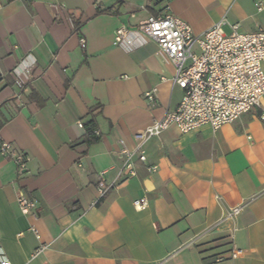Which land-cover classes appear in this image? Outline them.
I'll use <instances>...</instances> for the list:
<instances>
[{
	"label": "crops",
	"instance_id": "crops-1",
	"mask_svg": "<svg viewBox=\"0 0 264 264\" xmlns=\"http://www.w3.org/2000/svg\"><path fill=\"white\" fill-rule=\"evenodd\" d=\"M3 1L0 243L11 263L264 264L261 110L217 130L170 127L144 143L146 161L133 156L130 176L122 150L135 148L138 132L175 109L183 90L155 41L133 33L132 49L114 44L120 26L134 28L168 5L197 35L222 19L226 33L230 23L240 32L264 31L256 0ZM154 87L152 104L145 92ZM91 117L99 138L87 145ZM3 141L27 157L21 172L2 154ZM103 171L110 187L99 198ZM19 192L37 201L34 212H21ZM143 197L147 205L138 210L134 201ZM242 204L236 217L221 221ZM234 248L242 253L232 259Z\"/></svg>",
	"mask_w": 264,
	"mask_h": 264
},
{
	"label": "built area",
	"instance_id": "built-area-1",
	"mask_svg": "<svg viewBox=\"0 0 264 264\" xmlns=\"http://www.w3.org/2000/svg\"><path fill=\"white\" fill-rule=\"evenodd\" d=\"M255 5L258 10H264V2L261 0H256ZM3 7L4 1L0 0V10ZM228 23L222 19L197 35L187 21L170 12L168 5L163 13L140 21L134 28L122 25L116 30L114 44L128 50L134 47L131 38L133 33L144 40L155 41L173 63L174 83L183 90L181 101L175 109L167 111L163 118L154 120L138 132L135 135V148L122 150L125 158L122 168L130 176L136 175L133 156L139 154V159L146 161L144 143L160 136L172 126L182 133L204 125L217 130L253 110H261L260 117L264 120V31L240 32L238 24L230 23L231 32L226 33L224 26ZM80 45H86L83 38ZM157 93L156 87L146 91L148 102L155 103ZM79 125L83 126L81 122ZM95 134L99 135L97 129ZM1 151L16 163L19 172L26 166L27 157L10 142L3 141ZM156 167L150 166L152 170ZM109 187L103 171L98 183L99 198L106 194ZM17 202L23 214H30L37 208V201L24 192H19ZM146 205L145 197L134 201L138 210ZM243 207L242 204L229 209L221 221L233 219ZM45 248V245L37 248L32 257L38 256ZM241 253V250L234 248L231 258H237ZM223 259L222 256L217 257L218 261ZM0 264H12L1 243Z\"/></svg>",
	"mask_w": 264,
	"mask_h": 264
},
{
	"label": "trees",
	"instance_id": "trees-1",
	"mask_svg": "<svg viewBox=\"0 0 264 264\" xmlns=\"http://www.w3.org/2000/svg\"><path fill=\"white\" fill-rule=\"evenodd\" d=\"M104 11H109V9H105V10H97V13H101ZM76 27L79 26V23L76 22L75 24ZM31 98L37 102V104L39 106H43L45 103V99L41 98L40 96H38L37 93H32ZM7 119H3L0 121V127L4 124V122ZM85 129H86V133H85V138H84V142L89 145L91 143H93L94 141H96L99 138V135L95 134V129H96V122L95 119L93 117H91L90 119H88L85 123H84Z\"/></svg>",
	"mask_w": 264,
	"mask_h": 264
}]
</instances>
